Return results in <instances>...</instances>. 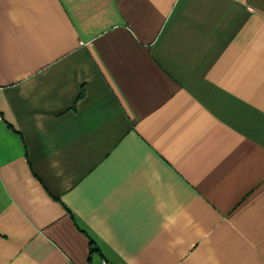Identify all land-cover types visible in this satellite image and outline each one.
<instances>
[{"label":"crops","instance_id":"obj_1","mask_svg":"<svg viewBox=\"0 0 264 264\" xmlns=\"http://www.w3.org/2000/svg\"><path fill=\"white\" fill-rule=\"evenodd\" d=\"M264 264V0H0V264Z\"/></svg>","mask_w":264,"mask_h":264},{"label":"built area","instance_id":"obj_2","mask_svg":"<svg viewBox=\"0 0 264 264\" xmlns=\"http://www.w3.org/2000/svg\"><path fill=\"white\" fill-rule=\"evenodd\" d=\"M102 264H109V263L105 261V262H103Z\"/></svg>","mask_w":264,"mask_h":264}]
</instances>
